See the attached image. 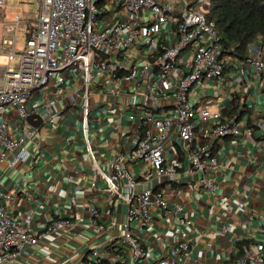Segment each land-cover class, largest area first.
<instances>
[{
    "label": "built area",
    "instance_id": "1",
    "mask_svg": "<svg viewBox=\"0 0 264 264\" xmlns=\"http://www.w3.org/2000/svg\"><path fill=\"white\" fill-rule=\"evenodd\" d=\"M8 1L0 0V162L15 169L32 158L24 145L32 132L16 136L5 114L12 109L26 121L35 90L78 75L80 90L68 97L81 110L86 150L104 181L93 179L91 188L111 196L125 215L123 221L111 220L118 235L88 246L84 264H193L190 239L153 257L136 224L152 221L158 207L190 225L180 216L184 206H170L159 184H151L184 183L218 198L220 187L207 173L218 164V143L249 138L254 150L256 138H264V109L253 92L264 95V48L252 46L243 57L234 54V46L226 48L209 18L211 0H36L35 16L10 14ZM97 79L112 97L109 104L124 109L132 123L127 148L106 170L97 161L89 131ZM231 90L239 98L234 95L232 107L224 111ZM55 102L45 104L46 115ZM215 105L219 108L213 110ZM245 111L247 119L241 116ZM9 191L0 190V264L30 256L40 238L28 220L9 213L3 201ZM89 209L104 229L103 205ZM55 213L47 231L71 228L72 220ZM260 230L262 238L237 245L221 264H264V218Z\"/></svg>",
    "mask_w": 264,
    "mask_h": 264
},
{
    "label": "crops",
    "instance_id": "2",
    "mask_svg": "<svg viewBox=\"0 0 264 264\" xmlns=\"http://www.w3.org/2000/svg\"><path fill=\"white\" fill-rule=\"evenodd\" d=\"M98 82V79L94 81L95 90L90 96L89 131L97 161L106 170L115 156L127 148L132 123L124 115V109L109 104L112 97L106 86ZM79 90L80 77L69 75L62 84L55 81L33 92L28 105L34 110L26 121L19 119L12 109L4 116L16 136L24 130L32 132L24 144L32 158L15 169L7 161L0 162V190H10L3 201L12 216L28 220L40 236L30 256H20L6 264H84L89 245L119 234L111 220L123 221L124 213L116 210L111 196L94 193L91 188L93 179L104 181L86 150L81 110L68 97ZM253 92L259 107L264 109V95L259 90ZM228 94L224 111L232 107L234 95L239 98L232 90ZM51 99L56 102L48 116L45 104ZM232 111L237 112V108L233 107ZM249 113L241 112V116L247 119ZM256 141L259 143L254 150L249 138H226L218 143V164L207 169L220 187L218 198L202 190H191L184 183L157 180L151 184H159L170 206L181 203L184 210L180 216L190 219L191 224H180L176 215L168 216L155 207L152 221L136 224L150 255L169 254L177 241L188 238L195 249L193 264H221L238 242L262 238L264 138L257 137ZM199 176L201 172L193 178ZM96 204L104 207V229L96 226L89 209ZM56 210L60 217L72 220L71 228L47 231Z\"/></svg>",
    "mask_w": 264,
    "mask_h": 264
},
{
    "label": "trees",
    "instance_id": "3",
    "mask_svg": "<svg viewBox=\"0 0 264 264\" xmlns=\"http://www.w3.org/2000/svg\"><path fill=\"white\" fill-rule=\"evenodd\" d=\"M209 18L225 47H235L234 54L243 57L252 46L264 48V0H211Z\"/></svg>",
    "mask_w": 264,
    "mask_h": 264
},
{
    "label": "rangeland",
    "instance_id": "4",
    "mask_svg": "<svg viewBox=\"0 0 264 264\" xmlns=\"http://www.w3.org/2000/svg\"><path fill=\"white\" fill-rule=\"evenodd\" d=\"M39 4L36 0H9L7 3V9L9 10L10 14L14 15V13H20L26 16H35L38 13ZM2 12L4 8L0 9ZM24 44L23 37L20 39V45ZM258 48V47H254ZM252 52L255 53L253 50ZM1 63H6L5 58H1ZM142 221L139 220L138 224ZM134 223V222H133Z\"/></svg>",
    "mask_w": 264,
    "mask_h": 264
},
{
    "label": "water",
    "instance_id": "5",
    "mask_svg": "<svg viewBox=\"0 0 264 264\" xmlns=\"http://www.w3.org/2000/svg\"><path fill=\"white\" fill-rule=\"evenodd\" d=\"M0 22H1V16H0ZM256 49H258V48H256Z\"/></svg>",
    "mask_w": 264,
    "mask_h": 264
}]
</instances>
